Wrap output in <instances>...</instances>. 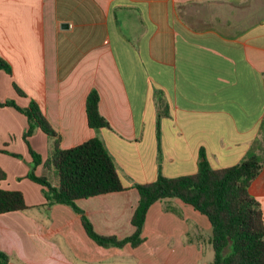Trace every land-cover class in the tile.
<instances>
[{"label":"crops","instance_id":"crops-1","mask_svg":"<svg viewBox=\"0 0 264 264\" xmlns=\"http://www.w3.org/2000/svg\"><path fill=\"white\" fill-rule=\"evenodd\" d=\"M0 57L12 67L0 70L1 102L34 99L61 147L99 136L113 155L125 190L77 200L100 234H133L134 185L158 177L155 90L170 114L161 121L165 176L196 173L201 149L213 168L237 164L254 145L264 160V0H0ZM93 88L110 128L89 125ZM27 128L25 114L0 106V187L22 191L30 206L0 214L8 264L212 262L208 217L179 198L149 208L140 245L97 244L81 213L45 205L43 186L27 177L30 146L44 161L53 146L41 128L26 142ZM35 172L55 173L44 163ZM250 192L264 212V161Z\"/></svg>","mask_w":264,"mask_h":264},{"label":"trees","instance_id":"trees-1","mask_svg":"<svg viewBox=\"0 0 264 264\" xmlns=\"http://www.w3.org/2000/svg\"><path fill=\"white\" fill-rule=\"evenodd\" d=\"M2 69L12 74L11 65L0 57V70ZM14 86L20 95H26L16 84ZM154 98L158 108V177L152 182L134 185L140 194L132 217L135 231L125 238L98 233L77 204V200L82 198L125 190L115 159L105 141L95 136L74 147L63 148L60 145V134L51 126L36 100L32 99L27 107L17 105L15 100L0 101V106H12L25 114L28 120V128L24 134L26 142L29 143V137L38 128L53 139L51 154L45 161L30 146L33 164L27 177L43 186L45 205L66 204L81 213L87 234L100 246L140 245L145 240L143 228L149 208L159 200L179 198L206 215L211 223L214 258L210 264H264V212L259 200L250 192L252 182L263 167L264 160L257 152L260 145L251 147L237 164L223 168H213L205 150L201 149L196 173L165 176L162 172L161 121L164 116H168L169 110L162 92L155 90ZM99 102V91L93 88L87 97L89 125L96 130L110 128V122L100 112ZM261 129L264 130V120ZM42 163L47 169L54 170L57 185L47 175L36 174V167ZM6 176V172L0 168V180ZM29 207L22 191L0 187V214ZM8 262L9 256L0 251V264Z\"/></svg>","mask_w":264,"mask_h":264},{"label":"rangeland","instance_id":"rangeland-1","mask_svg":"<svg viewBox=\"0 0 264 264\" xmlns=\"http://www.w3.org/2000/svg\"><path fill=\"white\" fill-rule=\"evenodd\" d=\"M160 91V90H159ZM161 92V91H160ZM170 114H168V116H169ZM165 117H167V116H164L163 118H165ZM162 118V119H163ZM156 120H157V116H156ZM49 178L52 180V181H54L56 178H57V175L55 174V173H51L50 174V176H49ZM213 253V252H212ZM213 255H214V253H213Z\"/></svg>","mask_w":264,"mask_h":264}]
</instances>
